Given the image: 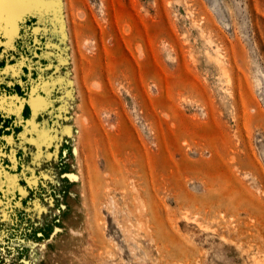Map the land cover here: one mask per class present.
<instances>
[{"label": "rangeland", "instance_id": "rangeland-1", "mask_svg": "<svg viewBox=\"0 0 264 264\" xmlns=\"http://www.w3.org/2000/svg\"><path fill=\"white\" fill-rule=\"evenodd\" d=\"M41 1L0 7V264H264V0Z\"/></svg>", "mask_w": 264, "mask_h": 264}, {"label": "bare ground", "instance_id": "bare-ground-1", "mask_svg": "<svg viewBox=\"0 0 264 264\" xmlns=\"http://www.w3.org/2000/svg\"><path fill=\"white\" fill-rule=\"evenodd\" d=\"M29 1H34L35 2V4H44V2L43 1H41V0H29ZM29 1H27L26 2V0H0V7H2V8H4V7H6L7 8V4L8 5H13V4H15V2H17V3H19V4H22V3H24L25 5L26 4H28L29 3ZM38 5V6H39ZM24 6V5H23ZM21 8V7H20ZM1 9V8H0ZM12 10H13V12L10 14L11 15V17L13 18V25L15 26V19H14V15L13 14H15L16 13V9H14L13 7L11 8ZM4 10V9H3ZM18 10V9H17ZM25 10V9H24ZM29 10V9H28ZM27 10V11H28ZM6 11V10H5ZM23 14V13H22ZM17 16H18V14H17ZM2 17H4V16H2ZM18 18V17H17ZM5 19V18H4ZM1 20H2V18H1ZM6 21H7V19H5ZM17 22H18V20H17ZM6 24H8V22H6ZM9 26H10V24H9ZM11 26H12V24H11ZM6 27H8V26H6ZM11 29H13L14 30V28H11ZM10 29V30H11Z\"/></svg>", "mask_w": 264, "mask_h": 264}]
</instances>
